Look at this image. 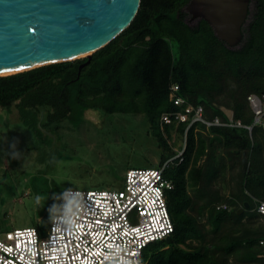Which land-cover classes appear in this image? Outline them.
Returning a JSON list of instances; mask_svg holds the SVG:
<instances>
[{
	"label": "trees",
	"instance_id": "1",
	"mask_svg": "<svg viewBox=\"0 0 264 264\" xmlns=\"http://www.w3.org/2000/svg\"><path fill=\"white\" fill-rule=\"evenodd\" d=\"M189 2L141 0L131 24L80 73L86 56L0 76V107L41 112L55 128L62 121L79 127L87 110L144 115L161 166L177 153L169 138L183 140L188 126L161 124L162 114L179 109L170 99L174 84L177 95L203 107L206 119L227 121L228 109L235 121L251 125L247 95L264 93V0H250L233 47L206 20L190 22ZM164 176L173 183L167 201L174 231L147 246V264H264V218L257 211L264 200L263 124L250 132L194 123L183 160L173 158Z\"/></svg>",
	"mask_w": 264,
	"mask_h": 264
},
{
	"label": "rangeland",
	"instance_id": "2",
	"mask_svg": "<svg viewBox=\"0 0 264 264\" xmlns=\"http://www.w3.org/2000/svg\"><path fill=\"white\" fill-rule=\"evenodd\" d=\"M173 50L177 54L175 44ZM182 141L169 138L176 155ZM12 145L19 159L10 154ZM160 166L161 149L144 115L87 110L79 127L62 121L55 128L41 112L0 107V233L36 226L45 236L50 193L73 187L119 190L128 169Z\"/></svg>",
	"mask_w": 264,
	"mask_h": 264
},
{
	"label": "built area",
	"instance_id": "3",
	"mask_svg": "<svg viewBox=\"0 0 264 264\" xmlns=\"http://www.w3.org/2000/svg\"><path fill=\"white\" fill-rule=\"evenodd\" d=\"M179 86L170 88V99L179 107L161 116V124L187 122L182 149L173 158L183 160L186 135L194 123L212 126L245 127L250 132L255 124L264 125V93H249L247 102L253 112V123L245 125L235 121L232 114L223 121L216 117L206 119L203 107L192 105L177 95ZM166 161L160 168H130L126 171L122 189H89L87 212L75 229L57 235L49 225L45 236L35 227L14 229L0 233V264H106V253L115 250L121 260L139 251L141 264H147L144 252L147 246L174 231L167 201V191L173 187L164 176ZM264 200H259V207ZM260 213V212H259ZM264 218V214L260 213ZM264 246V240L261 241Z\"/></svg>",
	"mask_w": 264,
	"mask_h": 264
},
{
	"label": "water",
	"instance_id": "4",
	"mask_svg": "<svg viewBox=\"0 0 264 264\" xmlns=\"http://www.w3.org/2000/svg\"><path fill=\"white\" fill-rule=\"evenodd\" d=\"M249 2L190 0L185 10L192 18L206 20L217 37L233 47L242 38ZM140 3L141 0H0V72L19 70L13 72L17 73L86 56L87 61L79 66L80 73L95 51L131 24ZM242 163L245 170V152Z\"/></svg>",
	"mask_w": 264,
	"mask_h": 264
},
{
	"label": "clouds",
	"instance_id": "5",
	"mask_svg": "<svg viewBox=\"0 0 264 264\" xmlns=\"http://www.w3.org/2000/svg\"><path fill=\"white\" fill-rule=\"evenodd\" d=\"M10 154L13 158L19 159L20 153L16 151L15 145H12ZM63 188V186H61ZM47 200H52L51 206L46 207L48 213L47 223L56 229L57 235L67 234L75 229L77 223L80 222L87 212H90L89 201L85 192L77 187L63 188L62 193H50ZM37 204L40 203V197L36 199ZM46 204V203H45ZM259 212L264 214V204L259 207ZM122 254L115 253V250H109L106 253V264H141L139 259V251L135 256L129 254L121 260Z\"/></svg>",
	"mask_w": 264,
	"mask_h": 264
},
{
	"label": "bare ground",
	"instance_id": "6",
	"mask_svg": "<svg viewBox=\"0 0 264 264\" xmlns=\"http://www.w3.org/2000/svg\"><path fill=\"white\" fill-rule=\"evenodd\" d=\"M16 71H19V70H11V71H6V72H0V75L10 74V73H13V72H16Z\"/></svg>",
	"mask_w": 264,
	"mask_h": 264
}]
</instances>
